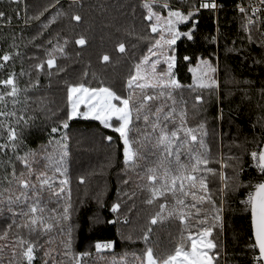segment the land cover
Here are the masks:
<instances>
[{
	"label": "trees",
	"instance_id": "16d2710c",
	"mask_svg": "<svg viewBox=\"0 0 264 264\" xmlns=\"http://www.w3.org/2000/svg\"><path fill=\"white\" fill-rule=\"evenodd\" d=\"M222 1L224 5L217 16L212 11L200 10L195 17L197 27L192 40L183 36L177 40L174 46L177 59L173 72L177 80L187 86L192 84L193 78L189 68L195 70L197 75L203 70V65L197 68L200 59L210 60L217 68L214 77L220 83L218 93L201 89L192 91L185 87L177 90L174 96L177 111L187 108L188 126L194 127L203 122L207 129L208 125H215L219 130L220 152L227 157L240 155L245 149H255L256 141L261 137V126L264 125V96L260 92L264 87V46L260 43L261 30L258 26L251 28L253 42L249 43L247 40L248 33L242 28V18L234 10L235 0ZM143 2L144 0H76L73 3V0H59L57 3V0H24L27 4V17L43 12L39 20L29 19L25 24L23 4L20 6L21 17L16 19L12 12L14 5L10 6L8 0H0V10L13 17L11 26H4V21H0V56L5 52L13 54V58L0 68V79H5L9 72H15L21 89L15 109L10 98L0 103V109L15 110L18 116L23 115L28 120L27 126L23 121L18 126L24 140L19 155L28 150L39 152L42 145H48L50 135L60 138V133L51 134L50 129L67 119L69 84L110 87L118 94H128L127 79L134 71L133 65L148 54L149 40L137 37L155 35L151 33L148 22L143 19L146 14ZM170 2L175 7L184 6L179 0ZM46 8L47 11H44ZM57 12L62 14L55 23L43 28ZM162 14L167 15V12ZM73 15H79L81 20L71 19ZM191 26L192 22H189L178 27L185 32ZM80 37L86 40L83 46L75 44V40ZM212 37H216L215 42ZM58 39L61 44L64 39L69 41L65 47V55L57 54V65L64 71L57 72L53 69L51 77L42 74L38 77L39 84L30 87L37 80L34 65L46 60V50H50ZM49 40L52 41L51 44L48 43ZM120 42L125 43L126 52L123 54L117 50ZM17 51L19 56L14 55ZM105 54L110 57L108 62L102 59ZM184 56L190 57V60L185 61ZM3 63L0 60V64ZM160 67L166 68V65ZM22 70L24 75L20 74ZM243 81L253 83L248 86ZM148 91L149 94H156L152 90ZM198 94L203 96V102L194 108L195 96ZM181 98L187 102L186 106L181 103ZM171 103L164 97L148 102L153 111L162 104L166 105L165 111H168L167 106ZM0 122L8 123L4 117H0ZM11 122L15 124V119H11ZM68 123L69 128L61 129V132L66 131L69 136L70 155L67 165L73 204V251L91 252V256L83 258L82 264H112L113 260L119 262L122 257L128 264H136L132 253H141L144 248L142 232L149 226L152 227L150 243L155 246L156 252L165 254L171 251L180 237L181 226L175 219H165L156 225L149 224L157 205L148 206L144 203L146 193L141 188L146 181L140 179L144 175V168L124 165L123 143L119 134L112 128H104L99 121L91 118L77 116ZM134 125L132 137L143 139L135 130L136 127L143 130V122H134ZM0 135L7 134L0 130ZM108 136L113 138L111 142L106 139ZM205 143L208 147L206 137ZM236 144L242 147L238 149ZM53 147L54 145L48 146V151L51 152ZM9 157L15 164L17 173L24 170L23 164L10 151L7 155L0 153V162ZM182 159L186 157L182 156ZM153 162L154 158L149 156L147 161L139 163L151 165ZM244 164L246 171L242 178L245 183L250 177L255 180L259 174L249 167L251 159L247 154L244 155ZM43 165L44 161L40 160L34 167L43 169ZM209 166L218 169L212 163ZM6 171L10 172L11 168L0 163V194L4 197L9 195L5 189L10 188L13 194H18L19 191L15 184L8 185L3 180ZM226 171L231 175V169ZM80 177L84 178L83 184L80 183ZM210 177L212 176L208 174L207 179ZM32 179L35 181V177ZM124 180L129 183L124 184ZM248 191L246 188L227 191L222 213L223 231L216 228L213 236L209 237L221 246V264H251V258L256 254L247 247L252 242L250 210H246L245 205L240 203L241 200H246ZM43 198L49 209L56 210L52 215L62 211V200L57 203L56 198H50L47 192L43 194ZM171 199L169 195L168 200ZM188 200L191 201V198ZM113 203H120L118 213H112ZM192 211L194 213L195 209ZM110 220L117 223H108ZM125 220L128 222L125 223ZM10 223V213L5 211L0 214V234H3ZM15 231L13 228L9 232V240H0V264L12 262V249L7 245H10ZM31 238L38 240V245L41 246L34 264H44L45 259L48 264H69L68 259L61 254L63 249L60 241L63 236L58 228ZM49 239L53 241L51 244L47 243ZM104 240L114 242L113 250L95 252V243ZM50 248L55 251L51 257H44L45 250ZM125 253L128 255L125 256Z\"/></svg>",
	"mask_w": 264,
	"mask_h": 264
},
{
	"label": "snow or ice",
	"instance_id": "6c2138e0",
	"mask_svg": "<svg viewBox=\"0 0 264 264\" xmlns=\"http://www.w3.org/2000/svg\"><path fill=\"white\" fill-rule=\"evenodd\" d=\"M75 2L76 0H73V3ZM179 2L184 6L175 7L170 0H144L142 7L146 14L143 15V19L148 22L151 33L155 35L137 37L141 40H149L148 54L134 63V71L127 79L128 94L126 96L118 94L110 87H86L84 83L69 84L67 87V119L61 120L59 126H52L50 129L51 134L60 133V138L56 139L50 135L48 145H42L39 152L28 150L23 155L18 154L24 143L18 126L21 121L27 126L28 120L23 115L18 116L15 110L0 109V117L8 121V123L0 122V130L7 134L6 136L0 135V141H2L0 142V153L7 155L10 151L24 166V170L17 173L11 157L0 162L11 168L10 172H5L3 180L8 185L15 184L19 189L18 194H13L10 188L5 189L9 193L7 197L0 194V214L5 211L11 214V223L8 224L3 234H0V240H9V232L13 228L16 230L10 245H7L12 249L10 264H34L36 253L41 246L38 245V240L31 237L36 234H47L56 228L63 236L60 241L63 249L61 254L68 259L69 264H82L84 257L91 256L89 251H73L74 228L71 223L73 204L67 165L70 155L69 136L66 131L61 132V129H68V121L77 116L97 120L104 128H112L119 134L123 143L124 165L144 168V175L140 177L146 181L141 188L146 193L144 203L148 206L157 205V210L150 217L149 224L156 225L165 219H175L181 226L178 241L173 249L165 254H158L155 246L150 243L152 227L149 226L143 231L141 239L144 242V248L140 254L132 253L136 264H221V246L209 237L213 236V230L216 228L223 231L222 213L227 191H238L240 188L249 190L247 199L240 201L245 205L246 210H250L251 215L252 242L247 247L256 253L253 256L254 264H264V125L261 126V137L256 141L255 149L250 151L245 149L240 155L227 157L221 155L214 161L219 165V169L209 166L213 163V157L205 143V137L208 135L205 123L200 122L194 127L188 126L187 108L184 107L177 111L174 93L185 87L192 91L201 89L208 90L209 93H218L220 83L214 77L217 68L210 60L200 59L197 68L203 65L201 73L197 75L195 70L189 68V71L193 73L192 84L187 86L181 84L173 72L177 59L174 46L182 36L188 40L193 39L197 27L195 17L201 9L215 11L221 5L216 0H192L191 3L189 0H179ZM8 4L14 5L12 12L16 19L21 17L20 6L23 4L25 24L29 19L39 20L43 15L41 12L38 15L27 17V4L24 0H8ZM259 4L264 7V0H259ZM237 7L240 13L244 14L242 28L248 33L247 40L252 43L251 26L258 22L264 23L256 16L262 11V7L250 5L252 16L247 15L245 7L240 5ZM44 11H47V8ZM164 11L167 15L162 14ZM61 14L57 12L43 25V28L46 29L55 23ZM12 19L11 14L0 10V21H4V26H11ZM71 19L80 21L81 17L73 15ZM189 22H192V26L188 31L179 30V25H187ZM211 39L215 42L216 37ZM48 43L51 44L52 41L49 40ZM68 43L69 41L64 39L61 44L58 39L50 50H46V60H41L34 65L37 80L30 87L39 84L38 77L42 74L51 77L53 69L57 72L64 71L57 65V54L65 55V47ZM260 43L264 46V31H260ZM75 44L83 46L86 40L80 37L75 40ZM13 47L16 46L13 45ZM117 50L121 54L125 53V43H118ZM14 55L19 56V51ZM12 58L13 54L8 52L0 56V60L4 62L0 64V68H3ZM102 59L108 62L110 57L105 54ZM184 60L188 61L190 57L184 56ZM162 65H166V68L160 67ZM20 74L24 75L23 70ZM243 83L251 86L253 82L243 81ZM0 86H2L0 87V103L10 98L13 109H15L21 92L16 73L9 72L5 79H0ZM148 90L156 94H149ZM24 91L26 92L27 89ZM260 92L264 96V87L260 89ZM160 97L172 102L170 106H167L168 111H165L166 105L163 104L156 107L154 111L149 106V101ZM85 100L88 102L87 110L81 112L80 105ZM202 102L203 96L196 95L194 108ZM181 103L186 106L187 102L181 98ZM113 118L117 126H114ZM11 119H15V124L11 122ZM29 119L32 118L29 117ZM141 121L144 125L143 130L138 127L135 130L143 136V139L133 138L134 122ZM106 139L111 142L113 138L108 136ZM50 145H54L51 152L48 151ZM235 147L239 149L242 146L236 144ZM245 154L251 159L249 167L259 174L255 180L250 177L247 183L242 178L246 171ZM149 156L154 158L151 165L139 163L147 161ZM182 156L186 159H182ZM40 160L44 161L43 169L34 167L40 163ZM228 169H231V175L227 174ZM208 174L219 178L221 186L216 189L219 193V200L214 198L209 187ZM80 183H84L83 177H80ZM123 183L128 184L129 181L124 180ZM45 192L50 198L55 197L57 203L63 201L62 211L58 214H51L56 210L48 208L43 198ZM169 195L172 198L171 201L168 200ZM189 197L191 201L188 200ZM120 207V203H113L111 211L118 213ZM192 209H195L194 213ZM108 223H117V221L110 220ZM24 232L27 234H22ZM52 242L51 239L47 241L49 244ZM113 243L111 240L97 241L94 247L97 252H100L111 249ZM53 251L55 249L45 250L44 257H51ZM127 255L125 253V256ZM44 264H48L47 259L44 260ZM112 264H128V262L122 257L119 262L113 260Z\"/></svg>",
	"mask_w": 264,
	"mask_h": 264
},
{
	"label": "rangeland",
	"instance_id": "374dc122",
	"mask_svg": "<svg viewBox=\"0 0 264 264\" xmlns=\"http://www.w3.org/2000/svg\"><path fill=\"white\" fill-rule=\"evenodd\" d=\"M87 103H88L87 100H85V102L80 105V109L79 110L81 112L87 110L86 109V104ZM113 120H114V118H113ZM113 124H114V126H117L115 124V122H113ZM206 130H207V133H208V135L206 137L207 144H208L209 149L211 150V155L213 157V163L212 164L215 165L219 169V165L214 162L215 159H218L222 155L221 152H220L221 143H220V140L218 139L219 130L217 128H215V125H211V126L208 125ZM208 182H209V187L212 190L214 197L217 200H219V193L216 191V189H218L221 186L219 178L212 176V177H210L208 179ZM113 214H115V213H113ZM95 252H97V251L95 250ZM223 264H225V262H223Z\"/></svg>",
	"mask_w": 264,
	"mask_h": 264
},
{
	"label": "built area",
	"instance_id": "2783aa9c",
	"mask_svg": "<svg viewBox=\"0 0 264 264\" xmlns=\"http://www.w3.org/2000/svg\"><path fill=\"white\" fill-rule=\"evenodd\" d=\"M216 2L221 5L220 8H218L217 10L215 11H212L215 16H217L218 12L220 9H222L223 7V1L222 0H216ZM237 5H240V6H243L246 8L247 10V15L248 16H252V13H251V9H250V5L251 6H256V7H262L260 4H259V0H235V5H234V10L238 13V15L242 18V21L244 20V14L240 13ZM201 10H206V9H201ZM256 16L259 18V21H264V7H262V11L260 13H257ZM255 19V17H254ZM255 26H258L260 28L261 31H264V23H261V22H258L257 24H255L254 26H251L252 27H255ZM247 199V196L246 198ZM96 250V249H95ZM113 250V247L111 249H107V250H102L100 252H110ZM251 264H254L253 262V257L251 258Z\"/></svg>",
	"mask_w": 264,
	"mask_h": 264
},
{
	"label": "water",
	"instance_id": "95a60500",
	"mask_svg": "<svg viewBox=\"0 0 264 264\" xmlns=\"http://www.w3.org/2000/svg\"><path fill=\"white\" fill-rule=\"evenodd\" d=\"M250 224H251V215H250Z\"/></svg>",
	"mask_w": 264,
	"mask_h": 264
}]
</instances>
